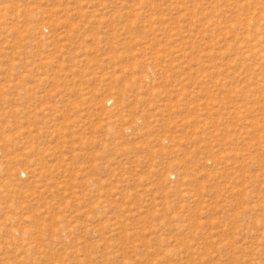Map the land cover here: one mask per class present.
Segmentation results:
<instances>
[{"label":"rangeland","instance_id":"374dc122","mask_svg":"<svg viewBox=\"0 0 264 264\" xmlns=\"http://www.w3.org/2000/svg\"><path fill=\"white\" fill-rule=\"evenodd\" d=\"M0 264H264V0H0Z\"/></svg>","mask_w":264,"mask_h":264}]
</instances>
